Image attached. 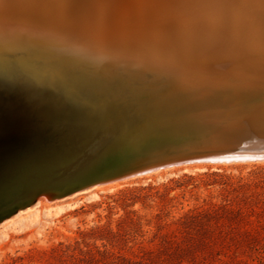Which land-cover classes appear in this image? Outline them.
<instances>
[{"label": "bare ground", "instance_id": "bare-ground-1", "mask_svg": "<svg viewBox=\"0 0 264 264\" xmlns=\"http://www.w3.org/2000/svg\"><path fill=\"white\" fill-rule=\"evenodd\" d=\"M256 71L264 0H0V213L60 199L43 191L87 172L143 115Z\"/></svg>", "mask_w": 264, "mask_h": 264}, {"label": "rangeland", "instance_id": "rangeland-1", "mask_svg": "<svg viewBox=\"0 0 264 264\" xmlns=\"http://www.w3.org/2000/svg\"><path fill=\"white\" fill-rule=\"evenodd\" d=\"M261 169L264 163L190 164L98 185L60 199L41 198L34 206L0 221V264H112L108 253L138 261L148 251H161L155 236L157 215L163 213L162 224H172L205 201L221 202L219 187L202 184L220 179L205 173L249 180ZM186 177L197 178L199 187L185 188L192 184ZM136 188L139 190L123 193ZM256 192L264 199V188ZM172 229L166 227L162 233ZM242 230L264 239L262 220ZM169 254L151 258L156 264H264V240L254 250H192L182 262Z\"/></svg>", "mask_w": 264, "mask_h": 264}, {"label": "water", "instance_id": "water-1", "mask_svg": "<svg viewBox=\"0 0 264 264\" xmlns=\"http://www.w3.org/2000/svg\"><path fill=\"white\" fill-rule=\"evenodd\" d=\"M220 76L221 84L211 85L192 108L170 112L171 104L155 117L143 115L139 121L143 124L131 129L128 137L121 136V144H108L94 153L97 162L87 172L43 193L68 197L108 182L190 164L264 163V71ZM36 122L34 115L29 127L38 138L42 134L34 128ZM50 140L48 136L39 143L44 146ZM15 211L0 213V221Z\"/></svg>", "mask_w": 264, "mask_h": 264}, {"label": "trees", "instance_id": "trees-1", "mask_svg": "<svg viewBox=\"0 0 264 264\" xmlns=\"http://www.w3.org/2000/svg\"><path fill=\"white\" fill-rule=\"evenodd\" d=\"M252 174L254 178L246 180L245 178L230 177L219 173L210 175L205 173L204 176L220 179L214 182H202L205 187L220 188V203L205 201V204L184 213L172 224H162L164 221L163 213L157 215L159 230L155 236L159 239L161 251H148L138 261L108 253L113 261L112 264H156V260L151 258L153 254H157L160 258L161 255L166 256L169 253L182 262L181 259H184L192 250H202L209 247L220 250L246 248L254 250L264 239L253 236L249 231H243L242 227L252 225L255 221H264V199L260 198V194L256 192V190L264 188V170L261 169ZM186 178L192 184L185 186V188L199 187L195 184L197 178ZM134 190L139 189H131L123 193L135 192ZM172 226V230L162 233L163 229ZM110 235L116 236L113 232H110ZM167 238L171 239L172 243L166 242L165 239ZM167 244H169V251L166 248Z\"/></svg>", "mask_w": 264, "mask_h": 264}, {"label": "snow or ice", "instance_id": "snow-or-ice-1", "mask_svg": "<svg viewBox=\"0 0 264 264\" xmlns=\"http://www.w3.org/2000/svg\"><path fill=\"white\" fill-rule=\"evenodd\" d=\"M155 7H157L158 9H164V10H167V9H170L172 6H170V5H157V6H155ZM187 7L191 8V9H196V8H198V7H204V6H199V5H189V6H187Z\"/></svg>", "mask_w": 264, "mask_h": 264}]
</instances>
